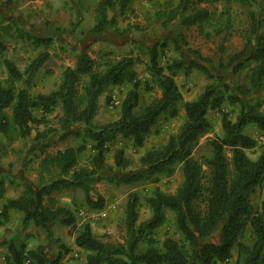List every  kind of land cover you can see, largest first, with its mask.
Segmentation results:
<instances>
[{
    "label": "trees",
    "instance_id": "1",
    "mask_svg": "<svg viewBox=\"0 0 264 264\" xmlns=\"http://www.w3.org/2000/svg\"><path fill=\"white\" fill-rule=\"evenodd\" d=\"M13 0H6L9 5ZM36 1V0H28ZM133 0H94V25L91 32H102L109 24L108 12L116 7L123 14ZM168 0L156 13L162 26H167L181 15L182 26H196L199 34L209 39L212 34L221 36V53L226 52L224 44L230 37L233 6L243 9L247 17L243 48L228 57V63H220L221 68L232 67L234 74L240 73L245 63H252L246 81L235 85L234 90L224 82L223 76L213 75L204 65L206 57L191 50L196 60L186 61L179 41L171 38L180 57L167 65H161L159 55L161 47L167 41L155 44L150 50L149 69L152 80L161 94L149 103H142L137 72L134 66L140 63L138 56L126 55L112 58L104 54L95 59L86 51L78 54L75 67L67 66L62 72L58 87L47 94H32L28 88H18V83L26 76L29 80L44 64L49 54L41 52L22 72L10 59H4L8 78H0V133L6 142L0 141V156L7 153L14 140L13 132L20 138L31 134L34 125L45 122L33 115L34 108H42L44 113L56 111L62 105L63 114L58 117L61 128L70 123L81 122L84 136L94 142L96 154L88 166H78L82 147H66L54 153H46L40 163V176L44 173L56 178L41 182L38 186L24 185L21 193L7 200L0 212V222L7 219L9 211L23 214L24 224H34L46 232L51 224L60 218L67 225L74 224L75 215L66 206L58 203L51 194L61 189H81L86 204L91 209H103L105 198L100 193L93 195L95 185L104 178L101 170L106 165L107 142L117 136L130 139L136 148L143 147L147 135L160 116L170 112L175 116L183 95L176 83V76H188L196 69L215 79L222 86L226 96H220L213 85H207L197 99L186 102L185 119L177 132L160 148L146 152L140 162L145 169L131 175L108 177L118 183H134L145 180L167 167L180 164L184 176L183 182L174 193H164L156 188L148 199L152 211L149 220L136 226L138 220L137 196L131 195L126 207L127 240L125 243L104 242L97 238L89 224H85L75 238L78 247L88 252L85 264H217L228 263L237 253L235 264H264V198L261 211H256L251 195L256 187L264 185V149L256 159L247 154L257 141L244 132L248 124H255L264 131V113L262 102H245L241 96H248L256 90L264 91V21L262 14L255 8L256 0H178L173 4ZM223 2L224 9L218 14L206 4ZM220 20H222L220 22ZM225 20V22L223 21ZM223 23V24H222ZM211 26V29L208 27ZM18 36L25 38L34 46H50L51 37H40L17 27ZM120 32V30H119ZM183 40L185 37L179 35ZM6 50L3 34L0 31V52ZM203 62V63H202ZM125 82H133L121 104L120 117L105 125H94L93 120L99 108V97L109 87ZM238 105L239 112L235 120L230 112L222 109L223 102ZM210 109L222 115L224 134L210 140L212 156L195 158L193 150L200 138L214 131V124L208 117ZM67 135L80 136L70 131ZM227 151L231 152L228 159ZM118 167H126L129 161L124 151L119 150L115 157ZM7 177L0 176V198L6 192ZM172 211L177 227L183 234L179 240L165 237L160 249L150 237L147 248L140 251V241L166 219V212ZM221 226L220 243L210 241L213 233ZM252 229V243L244 242L246 230ZM9 264H68L63 255L50 258L42 245L34 249L25 246H9L6 257Z\"/></svg>",
    "mask_w": 264,
    "mask_h": 264
},
{
    "label": "rangeland",
    "instance_id": "2",
    "mask_svg": "<svg viewBox=\"0 0 264 264\" xmlns=\"http://www.w3.org/2000/svg\"><path fill=\"white\" fill-rule=\"evenodd\" d=\"M158 1V0H155ZM168 0L156 4L153 11L150 12L147 19L144 18L146 23L141 25L140 23L133 25V35L136 40H133L130 44L129 49L127 50L126 55L138 56L140 63H137L134 66V69L137 72L136 81L139 82V91L141 93L142 103H149L153 99L158 98L161 94L160 90L157 88L156 83L152 80V75L149 69V50L155 44L162 43L167 41L166 47H161V53L159 55V61L161 65H167L172 62L174 59L180 57V53L174 48V44L171 41V38L177 39L181 51H183V58L186 61H190L192 57H197L194 53L191 52L197 51L206 57V65L209 66V69H214L220 63H228L229 55L236 53V51L243 47L244 43V32L247 28V17L243 9L239 8L237 5L233 6L232 10V19H231V28L230 37L228 41L224 44L226 52L221 53V36L212 34V36L207 39L201 34H197V31L193 26L185 28L180 24L181 15L177 17L174 22H171L167 26H162L161 21L157 19L156 13L158 10L163 8V4L167 3ZM178 0H173V4H176ZM255 8L258 12L262 14L264 21V0H256ZM6 0H0V4L4 5ZM94 0H91L90 7H95ZM63 3L61 0H53L51 9L58 8ZM26 2L24 0H18L16 9L19 7H26L25 11L32 13L30 18L34 21L30 23L29 20L25 19L26 12H20L22 19H25L29 24L37 27V29L42 28L45 23H55L58 21L60 15L55 17L48 14L47 10L43 7L45 6L42 2H35L29 6H25ZM210 10H216L218 14L222 9H224V3L215 4H206ZM59 11V10H57ZM56 13V12H55ZM58 13V12H57ZM48 14V15H47ZM59 14V13H58ZM51 19H47L48 17ZM46 21V22H45ZM222 20H220L221 22ZM225 22V20H223ZM223 24V23H222ZM18 24L14 21L13 18H5L0 14V31H3V39L6 44V52L11 54L15 53L14 58L17 62L20 63L19 67L25 69L31 60V54L35 56V52L39 55L43 50H34L27 49L28 46L32 48V45L25 38H20L17 32ZM211 29V26L208 27ZM21 29V28H20ZM182 34L185 37L183 40L179 35ZM236 37V38H235ZM133 38V39H134ZM37 47V46H35ZM34 47V48H35ZM46 47V46H45ZM46 52V51H45ZM36 54V55H37ZM104 54H110L112 58H119L126 55L116 54L115 52H105L98 53L93 58L100 59ZM26 55V56H25ZM63 67V64H62ZM224 71V82L227 83L231 89L234 90L235 85L238 83L244 82L245 72H241L239 75L234 74L230 67L222 68ZM211 70V71H212ZM52 79L55 83H58L59 71L55 73L53 70ZM215 75V74H214ZM0 78L5 81L8 77H5V71L0 70ZM176 83L179 86L182 95L184 96V101L195 100L197 97L204 92L207 85H213L216 89V92L225 97L226 91L222 86L223 82H218L215 79H210L208 76L199 70H192L190 75H177ZM56 85V84H55ZM133 82H125L120 85L109 87L106 93H104L102 98H100L99 108L97 115L95 116L93 123L94 125H105L112 121L117 120L121 115V101L125 97L126 93L132 88ZM261 96V95H259ZM184 101L178 104V112L175 116L171 115L170 112L162 114L157 121V123L152 127L150 133L145 139L143 147L136 148L132 145L130 139H125L121 136H117L114 140L107 142V154H106V165L101 170L103 180L98 182L94 187L95 195L100 193L105 198V213L96 215V220L89 215L88 212H91L86 204L84 193L81 189H68V191L61 196V199L67 198L69 200H63L66 202V207H68L75 215L74 224L67 225L63 222L64 218L59 219L50 229L49 232H44V230H31L30 236L25 240L24 246L28 249H34L40 244H37V241L43 239V234H46L45 242L42 244L47 251V255L50 258H55L58 254L63 255V261L68 264H85L88 252L85 250L79 251L76 247L73 246V239L77 236L79 231L82 230L85 224H89L92 227L94 235L104 242H113V243H125L128 237L127 228H126V207L131 195L135 194L137 196V213L138 220L136 226H139L141 223L149 220L152 216L151 208L148 204V199L152 195L153 191L156 188H159L164 193H174L177 187L181 184L182 181V172L180 164H174L173 166L167 167L163 172L157 173L148 177L145 180H141L134 183H118L114 178L107 179L108 177H116L122 175H131L132 173L141 172L145 169L140 162V158L148 151L157 149L165 145L170 136L175 134L179 129L180 125L185 119V113L183 109ZM255 101V100H254ZM253 101V102H254ZM259 101V100H256ZM264 100L262 101V104ZM224 109L229 108L230 116L232 119H235V113L238 112V105H230L226 101L223 106ZM57 111V110H56ZM58 115L59 113L55 114ZM58 117H55L50 128H45V131L49 130L47 139L48 143L52 145V151L56 152L59 142H65L68 138L62 139L61 126L58 122ZM209 117L214 124V131L204 135L198 141L197 145L193 150V156L195 158L206 157L210 158L212 156V148L210 145V140L223 135L222 124L220 123L221 114L216 110H211L209 112ZM59 124V125H58ZM49 127V126H44ZM84 126L80 136L71 135L70 138L75 142L76 147H82L81 152L79 153L78 166H88L92 157L96 154L94 149V143L88 137H85ZM251 135L252 131L248 129L246 131ZM254 134V133H252ZM255 135V134H254ZM257 135V134H256ZM255 135V136H256ZM258 136V135H257ZM264 149V139L257 141L255 148L247 151V154L252 159H255L259 153ZM119 150L124 151V157L129 161V164L122 168L118 167L115 163V157ZM54 153V152H52ZM228 159H231V152H226ZM58 174L55 172L53 175L46 174L43 180L50 181V179L56 178ZM47 178V180L45 179ZM12 189L15 188L14 183L10 185ZM264 198V185L258 187L251 196L252 204L256 211H261V202ZM60 201V200H59ZM58 201V203H59ZM12 225L18 226L21 221L19 217H13L12 220H9ZM6 224V223H5ZM3 224V225H5ZM5 231V230H1ZM29 231V230H28ZM42 231V232H41ZM218 232L214 233L212 240L217 242L219 240L218 235L221 228H217ZM167 236H172L176 239L182 240L183 234L177 227V223L172 211L166 212L165 221L152 233L145 236L143 240L140 241L139 245L140 251H144L147 248V239L150 237L154 240V244L162 248V243ZM1 237V236H0ZM44 240V239H43ZM9 244L4 248L3 252L8 251L3 259L4 264H9L6 262V257L9 253V246L14 244L13 239L6 240ZM244 242L248 245L252 243V229L250 227L246 230V236ZM32 244V245H31ZM237 257L236 251H234V256L230 262L235 264ZM143 264V263H141Z\"/></svg>",
    "mask_w": 264,
    "mask_h": 264
},
{
    "label": "crops",
    "instance_id": "3",
    "mask_svg": "<svg viewBox=\"0 0 264 264\" xmlns=\"http://www.w3.org/2000/svg\"><path fill=\"white\" fill-rule=\"evenodd\" d=\"M17 1L18 0H13L12 3L9 5H5V3L4 5L0 4V14L3 17L5 16V18H9V19L13 18L14 21L18 24V26L26 32L33 33L40 37H51L53 40V43L48 47L32 46L31 48L30 46H28L27 49H31L32 52L34 51L32 49H36L38 51L43 50V52L44 51L48 52L49 56L47 60L44 62V64L39 68L37 72L33 74V76L29 78V80L25 76L23 80L18 83V88H28V90L32 94H39V93L47 94L58 87L62 78V72L65 67L76 66L78 54L83 51L88 52L91 57L96 56L100 52L101 53L115 52L118 55L119 54L126 55L125 52H127V50H130L129 49L130 44L132 43L133 40H136L134 38L135 35H133L134 32L133 25L138 23L143 25L144 23H146L147 21H145L144 18L147 19L149 17L150 12L154 10L156 4L160 2H164L165 0H158V1L133 0L123 14H121L120 11L116 7H114L111 10H109L108 17L109 20L114 19L116 23L113 25L109 24L104 31L97 33L91 32V28L94 25L93 13L95 8L94 6L90 7L91 0H61L63 4L60 5L58 8H54V9H51L53 0H36V1L24 0L26 2L25 6H29L35 2H42L45 5L43 8L47 10L48 14L53 16L55 14L56 18L58 17L57 15H60L58 21H55V23H45L43 27L40 29L39 28L37 29V27H34L25 20V19L29 20L32 13H29V11H25L26 7L23 8L19 7L18 9H16ZM20 12H26L25 19H22ZM47 19L50 20L51 17L49 16ZM32 22L34 21L30 18V23ZM185 28H189V27H185ZM193 28L197 31V34L199 35L196 26H193ZM242 48L243 47H240L236 52H239L240 50H242ZM34 52H35V56L31 54V60H33L38 55L36 51ZM14 55L15 53L11 54L8 51L6 52V50L0 52V70L5 71V77H8V71L4 64V59L6 58L15 62V64L22 72L25 70L19 67L20 63L17 62V60L14 58ZM193 59L196 60L197 58L192 57L191 60ZM204 65H206L205 62ZM206 66L209 68L208 65ZM252 66H253L252 63H245L244 68L241 71V72H245L244 75L245 81H246V75L247 73H249V70ZM53 70H55V73H58L59 71L58 83H56V80L54 83L52 79ZM209 70L213 75L215 74V76L224 75L223 72L224 70L220 67V65L214 67L213 70L212 69ZM230 70H232V67H230ZM240 73H238V75ZM102 96L104 95L102 94L99 97V102ZM241 98L245 102H253L254 100L255 101L259 100L260 102H262L264 100V91L256 90L248 96H241ZM182 101H184V99ZM189 101H193V100L184 101L183 104L184 113H185L184 105L186 102ZM226 101L227 100H225L223 104ZM222 109L226 112H230L229 108L224 109V107H222ZM56 110L57 111H53L50 113H44L42 108H34L33 115L38 118L45 116V122L38 125H34L31 134L26 138H20L19 136H17L16 132H13L14 140L10 144L7 153L3 156H0V176L7 177L6 192L4 193L3 197L0 198V212L2 211L3 206L6 204L8 199L15 198L21 193L24 185L30 184V185L38 186L41 182L45 183V181L43 180L44 178L41 179L40 176V163L46 153L55 152L52 151L51 148L52 145L48 143L49 139H47V136L49 134V130L45 131L46 130L45 128H50L53 121L55 120V117L57 116L55 114L58 113L60 115L63 114L61 104L57 106ZM211 110L214 111V109H210L208 111V117H209V112ZM261 111L264 113V103L262 104ZM238 112H239V107H238ZM237 114L235 113V115ZM220 120H222V115ZM44 126H49V127H44ZM82 128H83V124L81 122L70 123L66 128H61L62 136H63L62 139L68 138V140H65V142H59L60 144L57 146L56 151L60 149H65L66 147L69 146L76 147L75 142L70 139L72 136L70 134L67 135L66 133L70 131L82 132ZM248 129H250L252 133H254L255 135L257 134L258 136L257 135L255 136L252 133L251 135L247 133L246 131ZM244 132L250 135L256 141H259V137L261 136L264 137V131L258 128L253 123L248 124L245 127ZM0 141L6 142V138L1 133H0ZM45 175L46 173H44V176ZM45 179L47 180V178ZM183 180H184V176L182 173L181 183L183 182ZM12 183H14L15 185L14 189H12V187L10 186L12 185ZM257 188L258 187H256V189ZM67 191L68 189L57 190L52 192L51 195L55 197L58 201L60 200L59 204L63 206H67L66 205L67 201H63V200H69V199L64 197L61 199V196L64 195ZM90 210L91 212L88 213L92 219L94 218L92 220L93 222L94 220H96V215L99 212L100 214L104 212V210L102 209H90ZM17 216L21 221L23 214L20 212L10 210L8 218L2 220L3 222H0V236H1L0 264H4L3 259L6 256L5 253L8 252V251L3 252L4 248H6V246L9 244L8 242H6V240L10 241L11 239H13L14 245H16V247H21L24 246L27 237L28 238L32 237L30 236V233L33 232L31 230L34 231L37 229L44 230L41 227L35 226L34 224H24L22 221L18 226L12 225L10 222H8L9 220H12L13 217H17ZM57 221L58 220H56L51 224V228ZM2 229L5 231H1ZM44 232L46 233L45 230ZM216 232L218 231H215L214 233L216 234ZM45 233H42L44 240L42 239L37 241V244L42 245L45 242V238H46ZM212 237L210 239L211 242L220 243L222 240L221 231H219V235H218L219 240L217 242H214L212 240ZM75 238L76 237H74L73 239V246L76 247V249L79 251L84 250L76 245ZM29 239L27 241H30ZM44 251L47 254L45 248ZM217 264H234V263L228 262V263H217Z\"/></svg>",
    "mask_w": 264,
    "mask_h": 264
},
{
    "label": "built area",
    "instance_id": "4",
    "mask_svg": "<svg viewBox=\"0 0 264 264\" xmlns=\"http://www.w3.org/2000/svg\"><path fill=\"white\" fill-rule=\"evenodd\" d=\"M263 139H264V137H262V136L259 137V141H260V140H263ZM105 212H106V211H104L103 213H105Z\"/></svg>",
    "mask_w": 264,
    "mask_h": 264
}]
</instances>
